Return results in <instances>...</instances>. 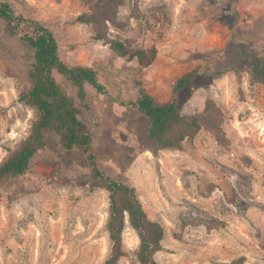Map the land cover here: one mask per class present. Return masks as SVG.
I'll return each mask as SVG.
<instances>
[{"label": "rangeland", "instance_id": "obj_1", "mask_svg": "<svg viewBox=\"0 0 264 264\" xmlns=\"http://www.w3.org/2000/svg\"><path fill=\"white\" fill-rule=\"evenodd\" d=\"M17 12L40 19L58 39L70 64L98 70L110 95L135 99L144 86L160 101L174 82L197 69L179 91L182 112H201L208 97L224 111L227 147L200 130L182 149L150 150L148 119L85 82L54 76L88 122L100 167L135 185L150 218L164 226L161 264H264V84L250 83L246 47L264 55V0H125L108 36L132 47H157L155 60L116 55L94 27L77 21L94 0H9ZM32 49L5 31L0 17V163L28 136L37 110L20 99L29 86ZM233 65L234 70L217 74ZM31 159L30 169L0 184V264H103L110 249L108 192L90 179L79 149H65L56 134ZM187 223L181 227L182 221ZM118 264H140L139 238L127 223Z\"/></svg>", "mask_w": 264, "mask_h": 264}, {"label": "trees", "instance_id": "obj_2", "mask_svg": "<svg viewBox=\"0 0 264 264\" xmlns=\"http://www.w3.org/2000/svg\"><path fill=\"white\" fill-rule=\"evenodd\" d=\"M125 0H94L89 11L77 15L76 20L94 27L96 39H106L111 50L127 59L136 58L141 67L150 65L156 58L157 47H132L125 40L108 36V22L119 23L120 6ZM0 17L5 31L18 35L32 49V62L28 69L29 86L20 93V99L34 106L37 116L30 133L16 148L10 150L0 163V184L26 173L31 159L49 144L48 135L58 136L63 148H77L86 158L90 179L98 182L108 192V216L105 223L110 249L103 264H118L125 254L123 232L129 225L136 231L139 243L136 258L140 264H161L155 257L163 249L164 226L150 218L135 185L117 179L99 165L93 146V135L88 122L80 117L81 109L73 96L68 94L54 76L63 74L76 88L79 100L85 103V82L91 83L98 92L120 104L134 106L148 119L147 136L150 150L155 156L162 149H182L185 140H192L200 130L210 132L216 141L227 147L230 139L224 128L225 115L217 101L208 97L201 112L185 113L179 107V91L193 84L197 69H192L173 84L172 95L164 101L155 98L144 86L135 99L122 100L110 95L99 80L98 70L85 64H70L60 54L59 42L54 30L40 19L17 12L9 0H0ZM238 51L246 58L250 83L264 84V55L246 47ZM233 65L218 69L217 74L234 70ZM187 223L182 221L181 227ZM241 255L224 264H242Z\"/></svg>", "mask_w": 264, "mask_h": 264}]
</instances>
